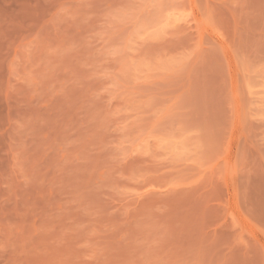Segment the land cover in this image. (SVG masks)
Here are the masks:
<instances>
[{
  "label": "rangeland",
  "instance_id": "1",
  "mask_svg": "<svg viewBox=\"0 0 264 264\" xmlns=\"http://www.w3.org/2000/svg\"><path fill=\"white\" fill-rule=\"evenodd\" d=\"M0 264H264V0H0Z\"/></svg>",
  "mask_w": 264,
  "mask_h": 264
}]
</instances>
